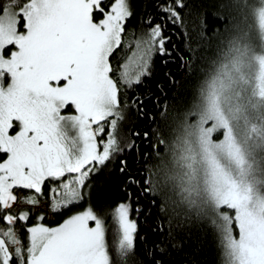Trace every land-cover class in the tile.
Wrapping results in <instances>:
<instances>
[{
  "label": "snow or ice",
  "instance_id": "snow-or-ice-1",
  "mask_svg": "<svg viewBox=\"0 0 264 264\" xmlns=\"http://www.w3.org/2000/svg\"><path fill=\"white\" fill-rule=\"evenodd\" d=\"M133 3L0 0V264H144L136 243L142 197L167 221L143 252L151 264H165L156 256L177 247L176 234L209 231L226 264H264V0H227L230 19L211 37L200 21L211 58L187 44L191 0H157V15L129 41ZM169 25L183 36L181 68L200 78L169 139L156 128L131 133L151 149L141 156L135 140L120 145L116 130L129 108L156 123L146 98L129 102L128 93L151 77L154 57L175 62ZM147 99L163 117L159 97ZM125 151L137 154L136 172L119 160L126 199L93 205V178ZM151 156L161 165L148 166ZM46 211L71 215L48 227Z\"/></svg>",
  "mask_w": 264,
  "mask_h": 264
},
{
  "label": "trees",
  "instance_id": "trees-1",
  "mask_svg": "<svg viewBox=\"0 0 264 264\" xmlns=\"http://www.w3.org/2000/svg\"><path fill=\"white\" fill-rule=\"evenodd\" d=\"M156 2L157 0H134L133 8L135 16L126 27V31L128 32L127 39L129 41L139 36L142 29H146L143 19L147 15H157ZM217 17L223 18L224 22H221ZM229 19L230 10L227 7V0H191V11L184 17L185 30L188 32L187 44L190 48L195 49L199 56L211 58L214 54V45H209L207 41L200 39V21L203 20L205 22L207 26L206 34L211 37L215 30L222 32ZM168 27L170 31H174L175 33L172 36V40L176 44V50L173 51L171 58L175 62L165 65L163 60L169 59V57H154L151 77L145 78L141 86L135 87L134 91H129L128 93L129 102L135 96L146 98L143 107L145 110L151 111V115L155 118L156 123L150 126L146 118H141L135 110L129 108L124 113V119L118 122L116 130L117 140L120 145L123 147L126 143L135 140L140 145L141 156L145 152L151 153V149L132 136L131 133L133 131H150L151 128H156L164 134L166 140L169 139V132L171 127L174 126V118L182 115L190 107L192 85L200 78L198 72L195 75H190L186 70L181 68L179 55L184 54L187 57L181 29L179 27L172 29L171 25ZM128 54H130V49H125L124 52H121L119 59L124 60ZM168 72L173 74V79L176 82L175 86L169 83L168 77L165 75ZM158 85L164 87L165 95L161 94ZM147 97H159L160 108L164 109L163 117L161 112L157 110L155 99H147ZM160 154L164 156L163 148L160 149ZM121 158L128 161L129 169L132 172L137 171V168L134 167L137 164L136 152L129 153L125 151L122 157L117 158L114 164L109 165L107 169L93 178V205L97 207L114 205L126 199L124 186L127 176L126 174H121L119 170V160ZM167 160L168 158L165 157L164 163H167ZM161 163L162 161L159 158L151 156L148 166L155 167L161 165ZM139 166L144 167V164L141 163ZM149 199L151 198H141L140 206L145 211L140 214L137 220L139 225V234L136 242L137 253L140 259L144 261V264H151V261L145 259L143 252L148 248H153L162 239L160 233L153 231V229L157 227L158 222L163 223L165 227L167 225V221L162 215L158 218V209L151 207ZM149 209L152 215L146 219V213ZM229 211L231 214V210ZM44 214L46 218L43 223L48 227L58 226L68 215H71V213L67 212L60 215L50 211H46ZM105 220L106 224H110L109 217L105 216ZM35 222V220L32 221V223ZM234 235L238 237V230L234 229ZM140 236L146 237V240L141 241L139 239ZM109 239H112L111 235H109ZM173 243L177 247H169L168 255L163 257L157 255L156 258L163 259L165 264H226L219 240L211 231L207 232V234L194 233L192 239H189L183 233H178Z\"/></svg>",
  "mask_w": 264,
  "mask_h": 264
},
{
  "label": "rangeland",
  "instance_id": "rangeland-1",
  "mask_svg": "<svg viewBox=\"0 0 264 264\" xmlns=\"http://www.w3.org/2000/svg\"><path fill=\"white\" fill-rule=\"evenodd\" d=\"M21 207H23V206H21ZM16 211H19V209L17 208V209H15Z\"/></svg>",
  "mask_w": 264,
  "mask_h": 264
}]
</instances>
